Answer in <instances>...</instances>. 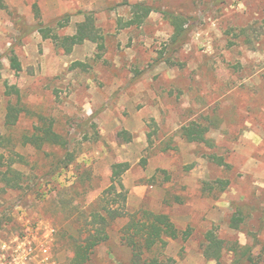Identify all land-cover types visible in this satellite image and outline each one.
<instances>
[{
    "label": "rangeland",
    "instance_id": "1",
    "mask_svg": "<svg viewBox=\"0 0 264 264\" xmlns=\"http://www.w3.org/2000/svg\"><path fill=\"white\" fill-rule=\"evenodd\" d=\"M136 4L153 11L128 26ZM164 11L186 21L176 51ZM90 12L102 51L85 42L67 55L39 33L69 16L54 32L71 36ZM11 87L18 96L6 95ZM9 104L23 111L8 129ZM50 122L65 148L22 145L23 135ZM193 123L209 129L207 144L181 138ZM0 135L25 158L13 166L20 187L0 183V264H69L118 163L129 165L128 212L166 214L180 234L190 231L167 241L163 259L233 264L231 253L204 257L205 234L214 231L256 245L264 260V0H0ZM217 180L228 182L224 191L204 190ZM107 198L120 207L116 195ZM238 209L245 220L237 231L229 224ZM125 223L112 224L88 264H130L120 242Z\"/></svg>",
    "mask_w": 264,
    "mask_h": 264
},
{
    "label": "trees",
    "instance_id": "2",
    "mask_svg": "<svg viewBox=\"0 0 264 264\" xmlns=\"http://www.w3.org/2000/svg\"><path fill=\"white\" fill-rule=\"evenodd\" d=\"M153 10L142 4L131 7L132 18L127 25L140 26ZM163 18L169 22L173 28L171 36L172 51H176L186 41L187 32L184 28L186 21L184 17L164 11ZM92 12L83 14V21L76 25L75 33L71 36H59L55 31L64 29L69 24V16L58 20L54 29L48 26H40L39 33L45 40H52L55 47L61 49L69 55L73 49L85 42L96 44L97 49H104V37L96 26ZM10 68L17 72L21 71L20 63L16 56L9 58ZM19 92L14 87L6 91V95L18 96ZM23 109L19 105L9 104L5 115V126L9 129L14 127ZM42 124L44 127H37L35 133L23 135L22 145L32 146L36 150H41L44 145L53 147H66V142L55 132L53 124ZM208 128H203L198 124H190L180 129L181 138L188 143H206L205 135ZM122 136H126L122 133ZM150 137V136H148ZM129 140V139H128ZM0 148L7 151V156L0 154V183L9 189H18L22 174L13 168L15 164L23 165L25 158L16 154L11 147V140L0 135ZM166 150V149H165ZM71 158V157H70ZM71 160V159H70ZM129 170L127 163H118L111 167L110 185L105 189L98 200L90 206V229H85V239H76L73 242L74 256L69 264H88L95 250L108 241V231L112 224L118 219H125V225L120 229V242L130 251V264H173L172 260L162 258V250L167 246L168 240H184L189 236L187 230L180 234L170 217L162 213H154L149 210H138L130 213L126 210L127 192L122 184V176ZM204 190L211 192L218 188L224 191L228 186L227 181L217 180L212 183H204ZM116 195L121 205L115 208L107 197ZM245 215L239 209L230 220L229 228L239 230L244 223ZM264 229V214L261 220ZM82 231H80L81 233ZM83 234V233H82ZM203 255L207 260L219 261L224 253H231L233 264H264L260 255L255 254L256 245L241 246L237 241H226L220 239L214 231L205 234ZM264 250V249H263Z\"/></svg>",
    "mask_w": 264,
    "mask_h": 264
},
{
    "label": "built area",
    "instance_id": "3",
    "mask_svg": "<svg viewBox=\"0 0 264 264\" xmlns=\"http://www.w3.org/2000/svg\"><path fill=\"white\" fill-rule=\"evenodd\" d=\"M31 252V251H30Z\"/></svg>",
    "mask_w": 264,
    "mask_h": 264
}]
</instances>
